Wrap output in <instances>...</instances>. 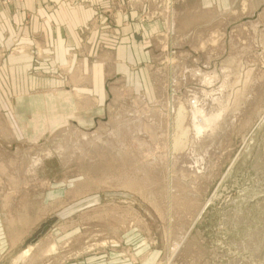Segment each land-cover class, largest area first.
I'll return each mask as SVG.
<instances>
[{"label": "rangeland", "instance_id": "374dc122", "mask_svg": "<svg viewBox=\"0 0 264 264\" xmlns=\"http://www.w3.org/2000/svg\"><path fill=\"white\" fill-rule=\"evenodd\" d=\"M116 10L85 69L0 46V264H264V0Z\"/></svg>", "mask_w": 264, "mask_h": 264}, {"label": "crops", "instance_id": "0c3cea01", "mask_svg": "<svg viewBox=\"0 0 264 264\" xmlns=\"http://www.w3.org/2000/svg\"><path fill=\"white\" fill-rule=\"evenodd\" d=\"M111 1L24 0L22 3L1 8L0 46L9 44L12 41L24 46L22 52L26 53L23 55L40 54L44 56L43 60L34 62L44 65V67L40 66L44 70H52L57 63L68 65L75 59L76 61L78 59L82 68L85 69L84 62L86 58L90 54H95L92 51L95 47V40L101 37L102 34L106 36L105 33H101L103 31L101 27L106 22L114 25L125 24L123 27L120 26L119 29L110 28L109 32L111 34L114 31L124 35L130 29L129 20H132L131 18H133L135 12L128 15L116 10L112 12L111 16L101 14L100 9L108 7ZM75 56L78 58H75ZM29 61L28 59V62L25 61L24 63L29 64ZM96 62L95 60L90 61V70ZM35 67L36 65L33 68L35 69ZM30 68L24 69L29 70ZM24 69L21 67L22 71ZM5 79L4 64H2L0 68V86L4 85ZM44 85H47V83H44ZM50 96L48 95V98L52 101V96ZM1 101L3 102L4 98H1ZM3 232L0 224V249L6 245Z\"/></svg>", "mask_w": 264, "mask_h": 264}, {"label": "bare ground", "instance_id": "6f19581e", "mask_svg": "<svg viewBox=\"0 0 264 264\" xmlns=\"http://www.w3.org/2000/svg\"><path fill=\"white\" fill-rule=\"evenodd\" d=\"M182 114H183V109L180 107L179 108V112H178V119L182 116ZM8 131H9V129H8ZM48 250L55 251V245H53V244L50 245L49 248H48ZM29 251H30V247H28V248L24 249L23 251H21V253H20L17 261L20 260V259H22V258H24L27 254H29ZM17 261H16L15 264H17Z\"/></svg>", "mask_w": 264, "mask_h": 264}, {"label": "water", "instance_id": "95a60500", "mask_svg": "<svg viewBox=\"0 0 264 264\" xmlns=\"http://www.w3.org/2000/svg\"><path fill=\"white\" fill-rule=\"evenodd\" d=\"M255 130H256V128H254L253 132H254ZM40 231L42 232V231H44V229H41Z\"/></svg>", "mask_w": 264, "mask_h": 264}]
</instances>
